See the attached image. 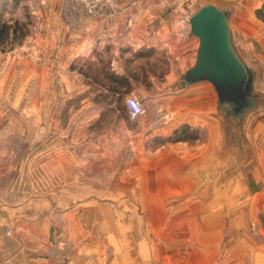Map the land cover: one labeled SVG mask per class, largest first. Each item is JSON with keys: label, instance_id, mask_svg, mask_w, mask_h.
<instances>
[{"label": "rangeland", "instance_id": "374dc122", "mask_svg": "<svg viewBox=\"0 0 264 264\" xmlns=\"http://www.w3.org/2000/svg\"><path fill=\"white\" fill-rule=\"evenodd\" d=\"M41 1L0 0V14L5 21L31 26L35 16L29 3L46 6ZM254 1L192 0L191 13L212 3L232 9L231 21L238 26L253 28L251 15L256 26L264 28V0ZM246 27L241 33H247ZM16 40L0 45L1 255L30 252V264H108L114 248L124 247L121 241L126 234V254L132 261L143 254L149 264H264V179L254 177L261 171L264 178V138L258 129L264 127L263 99L241 124L224 117L225 157L218 163H202L203 157L183 164L181 156L195 153L193 148L147 156L157 147L137 149L135 141L133 145L114 142L120 138L118 122L73 126L70 121L81 123L86 118L77 114L87 104L81 96L65 102L59 125L64 127L63 137L57 138L30 115L23 76L25 39ZM247 44L244 38L242 45ZM238 55L243 58L240 50ZM258 80L254 92L263 98L264 84ZM179 86L184 84L176 80L165 88L161 83L154 98L174 103ZM72 102L75 107L68 114ZM120 105L119 100L110 101V106ZM160 119L159 125L164 124L166 119ZM69 125L72 131H67ZM249 129L254 151L248 143ZM189 131L196 137L187 141L197 140V132ZM105 137L113 140L112 146H102L110 139ZM162 141L157 138L159 144ZM200 142L209 145L210 140ZM168 167L173 177L159 179L158 168ZM188 167L192 171L186 172ZM178 169H184L179 173L187 178L177 177ZM119 218L127 220L126 233Z\"/></svg>", "mask_w": 264, "mask_h": 264}, {"label": "crops", "instance_id": "0c3cea01", "mask_svg": "<svg viewBox=\"0 0 264 264\" xmlns=\"http://www.w3.org/2000/svg\"><path fill=\"white\" fill-rule=\"evenodd\" d=\"M258 1L262 0L254 2ZM64 3L62 0H52L42 8L34 6L35 2L29 3L34 7L32 14L35 16V25L30 26V32L23 43V76L29 88L30 115L39 120L42 130L46 133L54 132L57 138H62L64 127L59 125L64 104L67 100L75 101L81 96L82 101L87 104H83L77 114L82 113L86 118L81 123L70 121L73 126L82 124L90 128L98 123L106 125L107 122H118L120 138L114 139V142L133 145L132 142L135 141L137 149L157 147L155 151L148 152L147 156L193 148L195 153L190 151L181 156L183 164H189L193 158L200 162L203 157L206 158L202 159V163L223 162L224 117L228 116L241 124L243 117L261 106V99L264 100V92L263 98L254 92L256 79L264 84V28L256 26V19L248 16L251 19L249 25H253V28L246 27L245 24L238 26L231 21L235 14L231 13L232 9L217 6L227 12L231 42L237 54L241 51L243 58L238 56L251 71V93L244 105L247 109L243 110L235 103L219 97L212 83L201 80L187 84L184 80L185 73L195 64L198 49V38L190 34L192 0H115L110 4L100 3L92 13L71 17L64 12ZM245 27L248 28L247 33H241ZM244 38L248 39L247 45H242ZM244 52L248 53L247 56ZM84 68L87 69L86 73ZM110 77L121 78L124 84L118 88L109 87L107 84L117 83V80L111 83ZM174 80L184 84L179 86L181 89L175 95L177 99L174 103H162L159 97L154 98L161 83L165 88ZM128 96L141 100L145 107L144 115L134 122L129 120L123 106ZM113 100L121 101V107L110 106V101ZM74 107L72 102L67 106V113H71ZM219 109L222 110L220 114L217 112ZM160 116L166 119L161 125ZM128 123H135V126L129 128ZM183 125H188L191 132H197V140L157 142V138L166 139ZM259 126L264 138V127ZM245 127L244 125L243 132H246ZM71 128V125L66 127L67 131H72ZM95 128L96 126L94 131ZM105 129L106 127L103 128ZM257 131L256 129L254 132L258 138ZM132 132L134 134L129 137ZM250 132L249 129L248 143L252 150L255 142H252L251 136L254 134L250 136ZM105 138L107 140L110 137ZM110 139L102 146H112L113 140ZM202 139L210 140L209 145L200 144ZM47 142L48 140L45 141ZM207 149L212 152L209 153ZM261 153L264 157V146ZM209 155L211 161H208ZM261 161L258 158V163ZM165 162L168 160L165 159ZM177 171V177L187 178L179 173L185 172L184 169ZM189 171L192 170L188 167L186 172ZM156 172L159 173V179L165 176L169 178L168 174L173 177L169 167L158 168ZM262 174L261 171L257 172L254 177L262 180ZM188 178L191 179V176ZM119 221V227L125 229L122 233H126L127 220L119 218ZM70 225L73 226L72 223ZM123 236L125 237L121 243L124 247L114 248L112 260L108 264H128L132 261L129 260L131 256L126 254V234ZM147 259L141 254L131 263L149 264ZM1 260H6V264H20L21 260L24 261L22 264H30L31 253H0V262Z\"/></svg>", "mask_w": 264, "mask_h": 264}, {"label": "water", "instance_id": "95a60500", "mask_svg": "<svg viewBox=\"0 0 264 264\" xmlns=\"http://www.w3.org/2000/svg\"><path fill=\"white\" fill-rule=\"evenodd\" d=\"M189 25L190 34L198 38V49L195 64L184 75L186 83L206 80L214 85L219 97L246 110L251 71L231 42L227 12L205 4L191 15Z\"/></svg>", "mask_w": 264, "mask_h": 264}, {"label": "trees", "instance_id": "16d2710c", "mask_svg": "<svg viewBox=\"0 0 264 264\" xmlns=\"http://www.w3.org/2000/svg\"><path fill=\"white\" fill-rule=\"evenodd\" d=\"M30 32V23L26 22H20V21H13V22H8L2 19V16L0 14V45L5 46L7 44H11L14 39H18L16 41H21V39H25V37L29 34ZM87 72V69L84 68V73ZM116 81L117 83L115 85L107 84L109 87L117 88L124 84L123 79L115 77H110V82L112 83ZM125 106V105H123ZM190 128L188 125H183L179 127L177 130L174 131V133L169 136L166 139H163L164 141L162 142H177V141H182V140H188L190 138L196 137L195 135H189L190 133Z\"/></svg>", "mask_w": 264, "mask_h": 264}, {"label": "built area", "instance_id": "2783aa9c", "mask_svg": "<svg viewBox=\"0 0 264 264\" xmlns=\"http://www.w3.org/2000/svg\"><path fill=\"white\" fill-rule=\"evenodd\" d=\"M52 0H42V5H48ZM115 0H65L64 12L71 16H77L80 13H92L100 4H110ZM130 121H135L145 113V107L141 100L133 96H128L124 101Z\"/></svg>", "mask_w": 264, "mask_h": 264}]
</instances>
